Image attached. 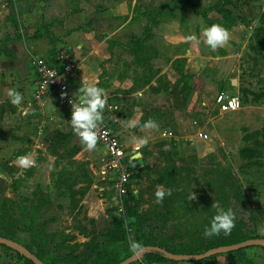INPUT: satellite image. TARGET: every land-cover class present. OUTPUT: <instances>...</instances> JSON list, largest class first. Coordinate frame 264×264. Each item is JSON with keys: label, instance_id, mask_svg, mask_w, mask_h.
I'll return each instance as SVG.
<instances>
[{"label": "rangeland", "instance_id": "obj_1", "mask_svg": "<svg viewBox=\"0 0 264 264\" xmlns=\"http://www.w3.org/2000/svg\"><path fill=\"white\" fill-rule=\"evenodd\" d=\"M15 1L6 0L18 31ZM76 1L68 0L71 11ZM92 1L101 19L112 17L115 12L110 10L118 8L121 20L133 13V20L149 23L148 39L133 40L132 59L117 55L113 69L118 66L119 74L112 69L100 76L99 87L109 95H119L108 99L104 124L126 146L135 145L133 136L145 135L139 127H126L127 120L136 118L142 125L151 118L159 131L150 133L147 145H140L144 164L131 171L122 211L110 184L100 179L106 156L99 143L96 151L89 152L66 136L57 139L52 153L39 150L32 155L35 166L22 169L9 198H0V235L48 264L54 258L61 264H100L111 253L120 260L129 254L136 257L129 249L130 238L144 244L151 238L154 245L171 252L189 253L213 243L210 238L216 236H206L205 229L216 215L211 206L218 202L235 213L232 231L246 227L252 235L264 238V0H220L214 5L208 0ZM185 8L202 23L188 20ZM214 23L231 32L224 48L212 51L203 43L186 41L189 34L202 39L201 29ZM39 28L41 34H52L47 23ZM183 37L186 42L180 41ZM191 46L198 56L191 69L185 68L183 60L170 63L175 54ZM74 49L55 38L46 59L59 71L68 66L70 90L77 95L80 59ZM104 49L111 56L109 42ZM159 49L164 57L161 67L170 64L177 73L167 71L157 79L156 87L134 95L156 75L153 58L158 59ZM158 91L163 95L152 100L151 93ZM221 92L238 97L240 109L221 113L214 103ZM163 130L172 131L174 138H160ZM200 135L207 139L201 140ZM41 140L46 148L51 138ZM158 188L171 190L160 204L155 202ZM191 192L196 200L190 201ZM133 207L140 222L129 216ZM0 255L8 256L7 264L15 257L2 249ZM232 263L264 264V250L245 248L241 257H232Z\"/></svg>", "mask_w": 264, "mask_h": 264}, {"label": "crops", "instance_id": "obj_2", "mask_svg": "<svg viewBox=\"0 0 264 264\" xmlns=\"http://www.w3.org/2000/svg\"><path fill=\"white\" fill-rule=\"evenodd\" d=\"M208 1L214 5L220 0ZM69 3L68 0H16L14 11L17 15L16 24L19 27L17 31L10 18L13 10L8 7L6 0H0V191L4 190L2 196L0 195L1 200L2 197L9 198L10 192L14 190L13 185L22 172V169L16 164L18 156L38 155L41 153L39 150L50 154L57 139H63L66 136L72 137L77 143L80 142L79 137L73 133L69 124V109L57 103L52 96L39 98L35 93L36 76L32 69V60L37 57L46 59L51 53L52 44L48 38L31 40L28 36L32 35L42 23H47L51 27L50 31L54 38H62L65 44L77 49L74 50L80 59V71L75 75L77 78L75 85L78 88L83 86L82 80L84 79L90 82L98 81L99 84L103 70L111 72L117 65L118 54L122 53L123 57L132 59L129 46L131 41L136 39L145 42L148 39L147 35L145 36V28L149 26L148 21L133 20V13L127 14V19L121 20L119 19L120 15L117 14L118 8H116L110 10L115 12L112 13V17L101 19L94 13L91 6L92 0H77L74 11H71L72 6ZM201 4L202 2L200 6H202ZM67 11H71V13H67ZM185 14L188 20L195 18L197 24L202 23L201 19L190 14L187 10ZM89 22L92 24L90 29L86 30ZM165 38L167 37H163V39ZM180 41L186 42L184 37ZM107 42L111 47V56L104 49ZM5 53L10 56H5ZM158 53V59L153 58V64H155L153 70L156 75L150 84L134 95L141 96L144 90L149 91L150 86L156 87L157 79L167 71L172 74L177 73L172 68L170 69V64L165 68L161 67L160 63L164 57L160 54L161 49ZM197 57L193 46H191L190 50L186 49L182 54H175L170 63L183 60L185 68L191 69L192 65L197 63ZM107 58H111V60H105ZM113 70L119 74L118 66ZM71 78L68 79L69 88ZM10 88H15L23 94L24 100L21 108L26 110V114L25 111L19 110L10 102L7 95ZM162 95L163 93L158 91L155 94L151 93V98L157 100ZM115 96L119 95L108 94V99ZM48 137L51 138V141L48 147L43 148L40 144L41 139ZM127 147L130 148L131 145ZM5 154L10 155V158L4 156ZM140 155L142 158L141 153ZM3 167L8 169V173ZM232 257L239 258L241 255H218L213 260L206 259L198 264H233ZM7 259V255H0L1 264H7ZM244 261L246 262L247 259ZM177 264L194 263L177 262Z\"/></svg>", "mask_w": 264, "mask_h": 264}, {"label": "clouds", "instance_id": "obj_3", "mask_svg": "<svg viewBox=\"0 0 264 264\" xmlns=\"http://www.w3.org/2000/svg\"><path fill=\"white\" fill-rule=\"evenodd\" d=\"M201 38L194 35H187L186 41L195 42L197 45L203 43L212 51L219 48H224L228 45L231 39V32L224 26L214 23L211 26H206L201 29ZM83 86L78 89V94L70 100L71 104V120L69 122L73 133L79 137L81 144L89 152L97 150L98 142L101 138V125L104 123V111L108 107V93L105 89L98 87V81L90 82L86 79L82 80ZM7 95L12 105L19 110H26L21 108L24 96L15 88H10ZM116 119L115 117H112ZM128 128L139 127L145 133L143 137H132V143L139 145H147L151 136L150 133L159 131L158 123L149 118L142 125L139 119L133 118L125 122ZM16 164L21 169H29L35 166V160L31 154L21 155L16 158ZM166 195H171V190L167 192L162 188H158L155 192L156 203L163 202ZM190 201L196 200L197 197L192 192L189 197ZM216 209V215L212 218L210 227L205 229V235L208 237L219 236L223 233L225 236L230 235L235 228V213L231 209L225 210L218 202L212 204ZM129 249L132 253L138 254L143 251V246L139 242L129 241Z\"/></svg>", "mask_w": 264, "mask_h": 264}, {"label": "built area", "instance_id": "obj_4", "mask_svg": "<svg viewBox=\"0 0 264 264\" xmlns=\"http://www.w3.org/2000/svg\"><path fill=\"white\" fill-rule=\"evenodd\" d=\"M32 69L36 76V95L39 98L52 96L57 103L67 107L71 114L72 109L69 101L73 100L75 94L69 88L68 79L72 74L69 73L68 66L65 71H59L51 61L37 57L32 60ZM214 103L221 113H234L240 109L239 98L223 92L215 96ZM100 131L101 138L98 143L104 148L106 156V163L100 173V179L110 184L113 196L119 201L122 211L121 201L127 194L131 171L134 169L133 157L140 153L141 146L135 144L130 148L127 147L118 135L104 123L101 125ZM159 136L164 140L174 138L170 130L160 131ZM199 138L207 139V135H200Z\"/></svg>", "mask_w": 264, "mask_h": 264}, {"label": "trees", "instance_id": "obj_5", "mask_svg": "<svg viewBox=\"0 0 264 264\" xmlns=\"http://www.w3.org/2000/svg\"><path fill=\"white\" fill-rule=\"evenodd\" d=\"M186 5H188V4H186ZM192 9L195 12H197V6L195 4L192 6ZM14 27H15V30L18 29L16 25ZM39 29L40 28H38L36 30L35 34H32V35L28 36L29 39L38 40V39H41V38H48L49 41L51 42V44L53 45V43H55V38L53 37V35L52 34H47V35L46 34H41ZM145 33L146 34L149 33V26H147L145 28ZM132 42L133 41L130 42V48H131V46L133 44ZM5 56L8 57L10 55L5 53ZM6 167H3V169L5 170L6 173H8V169ZM3 192H4V190L0 191V195ZM3 199H5V197H2V200ZM128 213L130 214L129 216L134 217L136 222H140L141 221V219H140L141 217H140V215L137 214V211L135 210L134 207L130 208ZM253 222L255 223L256 221H253ZM261 222H264V218L262 219ZM5 223H6V221L4 220L3 224H5ZM252 232L253 231H250L248 228L244 227L243 229H240V230H237V231H232L231 234L227 235V236H225L223 233H221L219 236H216L214 239L210 238L209 242L212 241L213 243H209L208 245H205V247H202L200 250L191 251L189 253H175V252H171L170 250H168L166 248H162V247L154 245L152 243L154 241L151 238L145 244L140 242V241H137L140 244H142V246H143V251L141 253H138V254L141 255V260L142 261H140V263L138 262L137 264H142L141 262H144L145 264H148V263H150V264H161V263L177 264V262H173V261H170L168 259V257H167L168 253L175 254V255H198V254L204 253V252H206V251H208V250H210L212 248H217V247H222V246H229V245H235V244H238V243L250 240V239H262V237L259 236V235H252ZM0 239H6V238L4 236L0 235ZM8 241L11 242V243H14V242H12L10 240H8ZM109 241H110V239H109ZM14 244L17 247H19L16 243H14ZM204 244L205 243H203V245ZM147 247H158L161 250L160 251H154V250L147 251L146 250ZM19 248L21 249L22 252H18L16 249L10 248V247L6 246L5 244L0 243V249H2V251H5V252L9 253L10 255L12 253H14V255H15V257L9 261V264H21L23 262L25 264H34L33 258H37L38 260H40L44 264H48L39 255L26 252L25 249H23L21 247H19ZM41 251H42V249H41ZM243 251H244V249H241V250H238V251L227 253L226 255H232V256L233 255H241V253ZM104 256H105V258H103V260L101 259L102 262L100 264H120V263H123L126 260H128V258L134 257L133 254H129L124 260H120L117 255H114L112 253L104 255ZM215 257L216 256L210 257L208 260H213ZM56 261H58V260H56L54 258L53 261H52V264H61V261L60 262L59 261L56 262ZM202 261H205V260H202ZM62 262H65V261H62ZM200 262H193V263L194 264H198ZM93 264H96V263H93ZM129 264H133V263L131 262Z\"/></svg>", "mask_w": 264, "mask_h": 264}, {"label": "water", "instance_id": "obj_6", "mask_svg": "<svg viewBox=\"0 0 264 264\" xmlns=\"http://www.w3.org/2000/svg\"><path fill=\"white\" fill-rule=\"evenodd\" d=\"M133 159H134V162H133L134 168H140L143 166V161L141 160L140 153H137L133 157ZM0 243L5 244L6 246L10 248L16 249L18 252H22L19 247H17L14 243L9 242L7 239H0ZM248 247H260L264 249V238L250 239V240H247V241L235 244V245L212 248L198 255H175V254L168 253L167 257L170 261H173V262H200L202 260L209 259L210 257L227 254V253L238 251V250L245 249ZM146 250L147 251H151V250L160 251L161 249L158 247H147ZM136 259H141V255L138 254L136 257H131L130 259L120 264H129ZM33 262L34 264H44L37 258H33Z\"/></svg>", "mask_w": 264, "mask_h": 264}]
</instances>
